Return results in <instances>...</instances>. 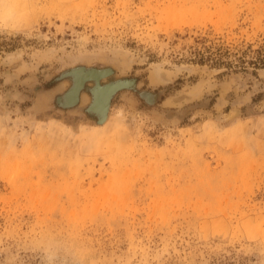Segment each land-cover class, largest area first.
<instances>
[{
  "label": "rangeland",
  "instance_id": "374dc122",
  "mask_svg": "<svg viewBox=\"0 0 264 264\" xmlns=\"http://www.w3.org/2000/svg\"><path fill=\"white\" fill-rule=\"evenodd\" d=\"M205 38L257 48L264 0H0V264H264V68ZM79 68L131 83L103 123Z\"/></svg>",
  "mask_w": 264,
  "mask_h": 264
},
{
  "label": "trees",
  "instance_id": "16d2710c",
  "mask_svg": "<svg viewBox=\"0 0 264 264\" xmlns=\"http://www.w3.org/2000/svg\"><path fill=\"white\" fill-rule=\"evenodd\" d=\"M190 54L193 60L201 65L227 69L264 68V43L257 48L249 45L246 48L231 49L208 39H202L191 46Z\"/></svg>",
  "mask_w": 264,
  "mask_h": 264
},
{
  "label": "water",
  "instance_id": "95a60500",
  "mask_svg": "<svg viewBox=\"0 0 264 264\" xmlns=\"http://www.w3.org/2000/svg\"><path fill=\"white\" fill-rule=\"evenodd\" d=\"M72 74L76 76V79L73 88L68 92L69 104H75L77 102L80 91L85 87L87 82H95V86L92 89L93 102L89 107V111L96 113L100 117V123H103L106 120L110 110L111 101L115 94L131 85V83L126 80L102 85L101 80L111 75V70L109 69L79 68L74 70ZM100 91L103 92L100 98L102 97L104 102L103 109H101V111L97 110L96 107V92Z\"/></svg>",
  "mask_w": 264,
  "mask_h": 264
},
{
  "label": "bare ground",
  "instance_id": "6f19581e",
  "mask_svg": "<svg viewBox=\"0 0 264 264\" xmlns=\"http://www.w3.org/2000/svg\"><path fill=\"white\" fill-rule=\"evenodd\" d=\"M102 94H103V92L100 93V96H101ZM100 96H99V100H98V105H99L100 107H103L104 102H103L102 97L100 98Z\"/></svg>",
  "mask_w": 264,
  "mask_h": 264
}]
</instances>
